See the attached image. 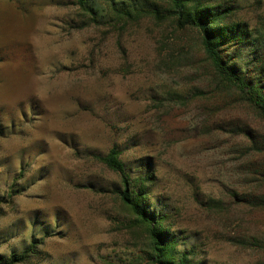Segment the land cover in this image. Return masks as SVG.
<instances>
[{"label":"rangeland","instance_id":"374dc122","mask_svg":"<svg viewBox=\"0 0 264 264\" xmlns=\"http://www.w3.org/2000/svg\"><path fill=\"white\" fill-rule=\"evenodd\" d=\"M140 2L155 12L103 21L79 0H0V256L15 264H153L103 160L114 146L177 259L264 264V121L198 28ZM185 4L246 32L226 52L264 85V0Z\"/></svg>","mask_w":264,"mask_h":264},{"label":"trees","instance_id":"16d2710c","mask_svg":"<svg viewBox=\"0 0 264 264\" xmlns=\"http://www.w3.org/2000/svg\"><path fill=\"white\" fill-rule=\"evenodd\" d=\"M112 8H98L95 0H79L81 4H86L85 8L92 19L109 21L116 17H131L135 12L146 13L155 12L156 8H146L150 4L140 2V0H129L117 4V0H109ZM171 4L173 13L177 17L179 27L188 26L198 28L201 32L204 52L211 62L216 76L221 79L230 89L238 94L258 112L264 121V85L262 80L252 76L249 69H239L226 52L225 47L238 42L244 37L246 32L235 26L213 25V20L206 18L207 12L199 11L192 15V9L187 8L185 0H160ZM122 6L121 8H117ZM145 7V8H143ZM102 9V10H101ZM149 9V10H148ZM237 42V43H236ZM121 151L114 146L104 157V162L112 169L120 173L123 188L118 190L122 202L136 216L137 221L146 228L150 239V257L153 264H188L189 253H184L177 259L174 240H170V234L163 227L161 217L150 212L144 204L145 186L137 188V182L133 181L128 174L123 161L120 158ZM148 169L150 164H147ZM149 179V176L148 178ZM150 180V179H149ZM259 196H257L258 198ZM264 206V197L259 198ZM2 200L0 199V203ZM173 241V242H172ZM25 259L24 254H12L10 258L0 256V264H15Z\"/></svg>","mask_w":264,"mask_h":264}]
</instances>
